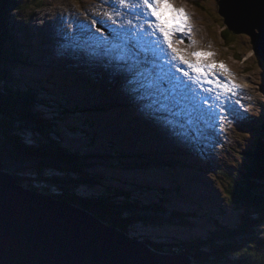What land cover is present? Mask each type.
Listing matches in <instances>:
<instances>
[{
    "label": "rangeland",
    "instance_id": "374dc122",
    "mask_svg": "<svg viewBox=\"0 0 264 264\" xmlns=\"http://www.w3.org/2000/svg\"><path fill=\"white\" fill-rule=\"evenodd\" d=\"M15 1L17 5L23 8V10L20 11L16 10V8H11L9 16L6 19V27L8 26V30L11 35L10 43L16 44V46H18L14 47V49L16 50V66L11 69V74L12 77L15 76L18 79H21L22 77L23 81H25L24 83H26L27 86H33L32 83L35 82L37 79L41 82L43 81L42 79H44L41 76L42 69L37 59H39L45 52L40 53V47H37L33 50L34 52H32V55L29 54L27 49L28 46L31 45V43L29 42L30 40H28L31 32L25 31L28 30V28L42 30L49 27L47 31L41 33L42 38H40L38 41L40 42V45L45 47L47 50H54L58 47L53 41V31L60 29L54 27L57 24L56 21H58L59 16H54L52 15V13H60L62 15L66 14V16H69L70 9L74 10L76 8H79V10H77L73 14V17L78 18L80 16L86 15L95 16L93 19H90V25H92V29L98 34L104 33L102 29L95 25V20L99 21V17H97L96 15L97 13L101 12L102 9H106L101 7H105V4L107 2H113L116 0ZM176 1L179 4L185 6L188 10V13L190 14V17L194 18L191 21L194 25H196V34L198 33L199 35V33H201V37H198V41L201 40V42L197 41V45H199L201 48H204L206 52L213 53V55L207 58L208 64L216 63L217 58H220V60H218V63L220 64L222 61L221 59H223V65L228 69V71L230 73H236V76H238V78L242 80L241 83H243L248 90L256 92V94L260 96L262 103L258 104L260 106L257 107V110L263 113L264 75H262V79L260 78L262 73L257 74L255 73L256 70H248V65H253V60H250V58L257 57L252 49L253 46L251 45L249 35L236 34L230 31V33L233 34V37L236 42H238V49H236L235 44L234 46L232 44H229L231 46H227V43L225 41L224 42L226 44L221 41L220 34L225 29V25L222 23L223 20L221 16H216V10H218L219 8L216 4V1H218L219 4L220 0H191L189 2H185L184 0ZM195 1L197 2L198 6L194 4ZM127 10L128 9L126 7L125 11ZM255 12L256 16L261 18L262 11L256 9ZM43 13H48V20L45 19ZM233 14H235V12ZM29 15L30 18L28 20V26L26 29V26H24L22 23H24V21L28 19ZM217 17L219 19V23H217L215 20V22L213 21V19H216ZM241 18L243 17L241 16ZM241 18L239 17V19ZM79 32L82 33V31ZM64 40L65 33L61 31L59 43L62 44ZM34 42V44H36V41ZM75 42L76 39L70 42L68 41V43L71 45ZM10 43H8V45ZM244 48H246L247 50H245ZM241 49L244 52H241ZM58 50L59 48L56 49L55 52H57ZM234 53L235 58L241 56V53H243V60L241 62L235 61L232 58V54ZM37 54L40 55L38 56ZM75 54L77 53L75 52ZM23 55L28 58L26 60H23ZM48 56L52 60V63L56 65L58 64V61L54 57H52L50 54H48ZM33 58L39 64V68L36 63H33ZM16 59H18L19 61L16 62ZM245 60H249L250 63H243V61ZM254 68L259 70L257 66H255ZM85 69L86 68H83V70ZM72 71L73 70L64 72L63 76L61 77V80L56 79V83L51 86V91L54 97L53 99H55L56 104H60L65 111L68 110L72 114H66L67 122H65V125H61L60 132L63 136L62 143L65 147L72 148L79 152H85L87 155L90 156L98 157L107 154V156H105L104 158H87V163L91 161V164H93L94 168L96 169V172L99 173L97 175H94L98 180L97 184L93 186L96 188L90 190L91 192L86 191L85 189L80 190L81 193L84 195H86L88 192H90L89 194L93 193V196L90 195L92 197L89 198L88 201H93L95 199L99 201V199L97 198L100 197V194H98V187L100 186L99 183L104 180V183H106V180H108L107 177L109 176L117 178L119 180L115 183L116 185L123 186V189H128L129 191H135V194L137 193L135 187L140 186L138 183L139 181H142V185L144 186V188L145 185L151 186L152 190H149V192H147V189L145 188L147 194H142L145 195V199H151V201L160 199L159 197H157L156 194H154L158 192L156 190L165 189L166 191L170 192V194L166 196L167 198H164L166 200L165 204L167 205V208L175 207L177 208L176 210L178 212L187 215V217L189 216V227L190 229L192 227L194 230L185 229L186 227H188L187 223L185 222L181 224H173L171 227L162 228L159 231L154 228L155 235L152 236V234H154L152 233L154 231L153 228L147 229L146 227L137 226L138 224H135L134 235L141 238V240L142 238H148L152 242L156 243H158L159 241L162 242L168 238L171 240L173 239L178 244L185 245V251L186 249H188L186 247V245L188 244L187 241H192L196 236L202 238L207 231L213 232L216 227H220L223 225L234 227L240 224L242 218L241 215L245 214V210L243 212L240 210L238 205L231 203L229 199L226 198V194L224 191V187L228 186L229 181L232 179L229 174H231L232 172L235 174L238 173L242 165L241 163H244V155L240 153L241 151L237 149L236 145L233 146L230 143L228 149L229 153L227 155L228 159L226 158L224 162L228 166L227 171H223V169L215 171L216 166L214 164L210 167L211 171H213H210V173H205L201 169H196V166L210 161L211 157L210 159L202 158V155H200V152L198 150L194 152L193 150L188 149L185 146V143L178 142L175 138L174 152H172L171 154L169 152L160 154L154 151V154L158 157V159H156V161L152 160L151 158L146 159L145 156H150L151 154L148 153L152 151L143 150V148H147L148 146L147 139L144 136L153 132L149 129V127H147L145 131H143L142 125H135L140 115L134 114L133 116L131 110H139L138 107L134 103L129 104L128 100H126L127 105L124 106L127 108L122 109H117L113 105L107 103L105 95L107 94V88L110 84L106 79H91L93 81L92 84H98V87H89L90 89L87 87L89 89L88 91L84 90L81 92L80 85H78V90L77 87L74 86L66 87L64 81L65 77L69 75L71 76ZM75 71L79 73V71ZM262 72L264 73V71ZM230 76L235 79V74ZM210 77H212V75H210ZM236 83L237 85H241L240 82L236 81ZM114 86L115 84L112 87L115 88ZM217 86H215V88H218ZM19 90L21 91V88H19ZM89 92H91L90 96L92 97V102L88 98L82 97L85 96V94L87 93L89 94ZM63 97L67 100H65ZM257 103H259V101ZM80 104H83V106ZM75 106L77 107V109L74 108ZM78 110H81V113ZM113 112L123 114L122 119L126 120L127 125H122L119 121L115 122L113 117L116 116V114ZM79 114H81L80 117ZM125 115H130V118L125 119ZM88 120H91L92 122L91 127L89 125ZM68 125H70V128L73 129H76L78 127V129L83 132H69V130L66 128ZM131 127H136L137 132H134L133 130L128 131V129H130ZM137 127H139V129ZM217 132L218 135L221 137L222 129L220 127L218 128ZM232 133H235L237 135H234V138L232 140L235 142L250 140L253 137L256 138L258 135L256 129L248 131L247 126L245 128H237V126H234ZM166 134L168 135V133ZM114 137H116L118 141H110V139H113ZM157 138H159V136H157ZM90 139H92L93 141ZM89 140L94 143L92 145H87V143H89ZM148 140L152 142L153 138L150 137L148 138ZM111 143H113L114 146H117V144L120 143L119 145L122 146V149L124 151L118 150L119 154L123 153L124 155H126V158H128L124 159L123 165H121L120 160H118L119 158L121 159V157H118L115 154L111 153L109 150H107L109 147H111ZM249 145L245 142L242 147L247 148V146ZM91 146L94 148H92ZM140 157L141 160H138V158ZM107 159H111L113 162L111 160L108 161ZM114 164L117 165V167H115ZM134 164L136 165V167H134ZM191 166H194V168H191ZM232 169L233 171H230ZM32 177L36 178V176ZM101 177H103V179H101ZM171 187H176L180 191V194L175 191L171 192L173 191ZM132 196L134 198L140 197L139 193ZM85 211L97 218L95 215L96 212L93 213L87 210ZM170 228L176 229L175 232H177V234L172 235ZM164 231L167 232L162 234ZM166 234H168V238L166 237ZM128 235H131L129 238H133L132 234ZM164 242L169 243L170 241L167 240ZM254 242L255 241H253V244ZM141 243L146 245L152 251H157L156 249H153L147 243H145V241H141ZM203 253L204 252H202L200 256L203 257ZM205 254L208 255V252H205ZM191 260L192 263L195 264L192 258Z\"/></svg>",
    "mask_w": 264,
    "mask_h": 264
},
{
    "label": "trees",
    "instance_id": "16d2710c",
    "mask_svg": "<svg viewBox=\"0 0 264 264\" xmlns=\"http://www.w3.org/2000/svg\"><path fill=\"white\" fill-rule=\"evenodd\" d=\"M11 8L23 10L15 0H0V171L10 172L15 176L16 182L27 189L40 191L79 209L96 212L97 219L120 229L127 235L132 234L135 240L145 241L159 252L170 253L173 247L185 246L174 242L173 239L171 241L168 236L164 241L169 240V243L164 241L156 243L148 238L141 240L134 235L135 224L147 229L153 228L152 236L155 235L154 228L159 231L173 224L185 222L188 226L185 229L194 230L189 227V216L178 212L175 207L167 208L164 198H167L169 192L166 190H156L158 192L154 194L160 199L154 201L145 199V195L134 198L132 195L145 194L146 189L150 190L151 186L146 185V189L137 186L135 194V191L116 185L119 180L109 176L106 183L105 180L99 183L100 197H97L99 201L95 198L88 201L93 196V193L89 194L90 190L96 188L93 186L98 182L94 175L99 173L91 161L87 163L90 155L63 145L60 128L67 122L66 114L70 112L65 111L53 99L51 85L54 83L43 80L33 86H27L22 78L12 77L11 69L16 66V50L15 44L10 43L11 35L8 26L6 27V19ZM218 17L213 21L219 23ZM220 39L222 42L225 41L227 46L235 44L238 49V42L226 27L221 32ZM241 52L244 51L241 49ZM234 55L235 53L232 54V58L235 61L243 60V53L236 58ZM250 60H253V65H248V70L255 71L254 67L257 66L264 71V62L258 57H252ZM18 61L16 59V62ZM245 62L250 63L249 60L243 61ZM78 111L81 113V110ZM88 121L91 127L92 122ZM66 128L69 132H83L78 127L70 128V125ZM92 141L89 140L87 145H92L94 143ZM110 145L107 150L121 157L118 160L123 165L124 159L128 158L123 153L119 154L117 146L113 143ZM248 145L240 152L244 155V163H241L238 173L229 174L232 179L229 185L224 187L226 198L238 205L241 211L245 210V214L241 215L240 224L234 227L226 225L216 227L213 232L207 231L202 238L196 236L192 241H187L188 249L185 254L190 256L195 264H264V122L257 137L252 138ZM105 156L107 154L96 159ZM138 160H141V157ZM84 189L90 192L84 195L80 191ZM170 230L176 235V229ZM202 252L203 257L200 256ZM205 252H208V255Z\"/></svg>",
    "mask_w": 264,
    "mask_h": 264
},
{
    "label": "snow or ice",
    "instance_id": "6c2138e0",
    "mask_svg": "<svg viewBox=\"0 0 264 264\" xmlns=\"http://www.w3.org/2000/svg\"><path fill=\"white\" fill-rule=\"evenodd\" d=\"M119 4L128 10L117 9L114 3L108 6L113 8L114 13L123 11L124 15L143 19L145 26L141 28L132 19L127 21V26L122 20L116 21L117 26L110 27L106 35H87L77 39L70 47L86 62L119 79L125 95L141 112L182 142L198 144L205 136V127L212 126V121L217 120L218 116L211 104L204 107L209 97L199 95L193 85L178 76L177 72H182L183 77L195 74L194 82L197 85L201 82L209 85L216 82L218 93L215 99L224 111L229 109L220 93L227 95L237 86L230 81L219 83L209 78L216 66L205 67L200 59L213 53L192 52L190 55L196 60L193 63L173 47L171 36L177 32H190L187 28L190 18L183 8L177 9L171 0H119ZM162 10L170 12L171 19L165 20ZM82 27L86 28L87 25ZM150 30H155L157 35L153 37ZM164 45L171 50V60ZM176 60L186 65L191 72L174 65L172 61ZM219 67L224 69L222 63Z\"/></svg>",
    "mask_w": 264,
    "mask_h": 264
},
{
    "label": "water",
    "instance_id": "95a60500",
    "mask_svg": "<svg viewBox=\"0 0 264 264\" xmlns=\"http://www.w3.org/2000/svg\"><path fill=\"white\" fill-rule=\"evenodd\" d=\"M220 1L219 14L228 30L248 31L255 55L264 61L254 34L257 30L264 37V0ZM231 7L243 11L244 18L238 21ZM234 19L240 22L237 27ZM146 248L85 210L27 189L10 172L0 171V264H193L184 246L171 253Z\"/></svg>",
    "mask_w": 264,
    "mask_h": 264
},
{
    "label": "bare ground",
    "instance_id": "6f19581e",
    "mask_svg": "<svg viewBox=\"0 0 264 264\" xmlns=\"http://www.w3.org/2000/svg\"><path fill=\"white\" fill-rule=\"evenodd\" d=\"M184 1L189 2L191 0H184ZM171 3H173L177 9L183 8L187 17L190 18L189 24H187V28L190 29V32H188V31H186L184 33L177 32L175 35L171 36L170 39H171V42L173 44V47H175L177 50H179L180 53L182 55H184L186 59L190 60L193 63H196V60L190 55V53L203 50L199 45L196 44L198 41V37H201V33H199V35H198V33L196 34V30H197L196 25H194L191 21L194 18L190 17V14L188 13V10L186 9V7L179 4L176 0H171ZM115 4H116L117 9L123 8L125 11L126 6L120 5L119 0H117L115 2ZM194 4L198 6L196 1L194 2ZM216 4L219 7L218 1H216ZM140 7L142 8V5ZM77 10H79V8H76L74 10L70 9V11H69L70 15L69 16H66V14L62 15L60 13H56V14L52 13V15H54V16H59L58 21H56L57 24L54 27L58 28L60 30H54L53 31V33H54L53 41H54L55 45L59 48V50L57 52H55V51L58 48H56L54 50H51V49L47 50L45 47L40 45V42L38 41V39L42 38L41 33L47 31V29L49 27H47V28L44 27L45 29H42V30L28 28V30L25 31V32H31L28 40H32L37 35V39L35 38L36 44H34V49H36L37 47H40V51H41L40 53L45 52V53H43V55L50 54V55H52V57H54L58 61V64L56 65L52 62H49L46 59L39 58V61L42 62L46 67H49L51 69H55L61 73H64V72L69 71V70L79 71V73H77L75 76V80L73 81V86L77 87V90H78V85H80L81 92L85 90L86 81L88 79L87 77H89L93 80L94 79H97V80L98 79H101V80L106 79L108 81V83L110 84V85H108L109 87L115 84V86H114L115 88L111 87V90H110L112 92V94L106 95L105 96L106 99L111 98V97H117V96H119V99H123L124 93L120 91L122 86L119 84V82H120L119 79H115V78L111 77L107 72L102 70L100 67H97L95 65H92V64L86 62L78 54H76L72 58L71 54H75L76 51L70 47L71 44H69L68 41H72L75 39L77 40L79 38L86 37L87 35L95 34V32L90 30L88 27L90 24V19H93L95 16H87L86 15V16H80L78 18H74L73 14ZM216 11H217V15L221 16L219 14V8ZM233 11L235 12V14H233L234 13ZM231 12L233 15H235V17L238 21L244 18L242 16L244 14V12L241 11L240 9H238L237 7H235V9L233 7H231ZM236 14L240 15L239 16L240 18H241V16L243 18L239 19V17H237ZM43 15H44L45 19L48 20V18H47L48 13H43ZM162 15H163L165 20H169V19H171L172 14L170 12H167L166 10H162ZM96 16L99 17V21L95 20L96 25H98L99 27L100 26L101 27L106 26L109 28L115 27V26H117L116 21H121V20L123 21L125 26H127V21L129 19L136 21L140 25L141 28H143L145 26V21L143 19L137 20L136 17H129L127 15H124L123 11H118V12L114 13L113 8H111V7H110V9H107V8L102 9V11L97 13ZM250 17H252V16L250 15ZM29 18H30V15L28 16V19L26 21H24V23H22L24 26H26V29L28 26ZM221 18L223 20V24L228 29V27L225 24L222 16H221ZM69 19H70V21H69ZM237 20L234 19V27H237L240 23ZM261 20L262 19H260V21ZM243 22L247 23L248 18H245L243 20ZM261 22L264 23V21H261ZM110 23L113 24V26L110 25ZM82 25H87V27L86 28L82 27ZM61 31L65 33V40L62 44L59 43L60 37H61ZM79 31H82V33H80ZM150 31H151L153 37L155 35H157V33H155V30H150ZM236 34H248L250 37L249 39H250L251 45L253 44L252 38L250 36L251 34L248 31L239 32ZM254 34L257 35L256 39H255V42L257 44V48L264 52V37H263V35L259 31H256V30H254ZM181 40H183V42H181ZM198 42H201V40H199ZM161 43H163L162 37H161ZM14 47H18V46H16V44H15ZM164 48H165V51L168 53L169 60H171V57H172L171 50L167 49L166 45H164ZM253 48L254 47H252V49ZM54 54H55V56H54ZM23 57H24V55H23ZM204 58L206 59L207 56L202 57L200 59V63L203 64L205 67H207L208 63ZM172 63L174 65H178L179 67L181 65H183V64H180V62L178 60L172 61ZM83 68H86V69L83 70ZM182 70L191 72L190 69H187L186 65H184L182 67ZM219 70L224 72V73L228 72L230 75L235 74V79H233V80L240 82V83L242 82V80L239 79L238 76H236L237 75L236 73H230L225 66H224V69H221L219 67ZM256 71L257 72H255V73H257V74L262 73V75H264V73L262 72V69L259 68V70L256 69ZM245 72H246V70H245ZM84 73L86 74L87 77L85 76ZM177 75L181 76L186 82L191 83L193 85L194 89L199 92V95L203 96V92L205 94H208L209 100L205 102L204 107H208L209 104H211L214 108V111L217 113V116H218L217 120L212 121V126H209L210 131H208L207 129L205 130V136H204V138H202L198 142V144L192 145V144L183 142V143H185V146L188 149H191L194 152H196V150H198L200 152V154L202 155V158H204V159L209 158L210 159V157H211L210 161L202 163L199 166H196V169H199V170L201 169L205 173H207V172L210 173V171H211L210 167H211V165L214 164L216 166L215 171L222 170V169H223V171H227L228 166L224 162H225L226 158L228 159L227 155L229 153L228 149H229L230 143L233 146L236 145L237 149H239L241 151L242 149H244L242 147V145H244L245 142L249 143V141L252 139L245 140L242 142H235V141H232L234 138V135L237 136L235 133L231 132L230 134H232V136L225 134L222 137H220L218 135V132H217L218 128L220 127V128H223L227 131L228 128H227L226 124H227V122H230L231 119H233V120L237 121V128H243V127L247 126L248 131L258 129L257 132H259V128L262 125V123L264 122V115H263L264 111L262 113V112H259L257 110L258 109L257 107L260 106L258 104L262 103L260 96H258L256 94V92H253V94H251V95H246V94H241V93H239L237 96L234 95L233 94L234 91H241L242 92V91L247 89L243 83H241V85L238 84L236 89H234L233 92L228 93L227 95H225L224 93H220L221 98L225 99L227 101V107L229 109V111H224L223 108L221 107L220 103L215 99V97L218 93V88H215V86H217L216 82L212 83L211 85L201 82V84L197 85L194 82L195 74H192L189 77H183L182 72H177ZM209 78L212 79L213 81H218L219 83H228L225 79H221L219 77H213L212 78L209 76ZM209 88L211 89V91H205V89H209ZM82 97L88 98L92 102V97L90 96V94L87 93V94H85V96H82ZM258 101H259V103H257ZM238 106H241V107L238 108ZM113 113H115V112H113ZM134 114L136 115L135 111H133V116H134ZM113 119L115 122L118 121L117 118H113ZM135 125H142L143 126L142 130H146L147 127H149V129L153 133H155L159 127V131L168 133L173 138H175L178 142H182L180 139L173 136L165 127H163L158 122H155L154 120L149 118L147 115H144V117H139L138 120L136 121ZM137 128L139 129V127H137ZM144 134H146V133H144ZM144 137L147 139V142H148L147 145L148 146H147V148L146 147L143 148V150L149 151L148 150L149 147L153 146V144L148 140V138H150L151 136L146 135ZM110 141L116 142V141H118V139H116V137H114L113 139H110ZM119 144H117V148H116L117 151L122 150V146H120ZM168 147L170 148V150L172 152H174L173 147H171V146H168ZM148 154H151V155L145 156L146 159L151 158L152 160H155V161H156V159H158V157L154 154L153 150H152V152H150ZM210 154H213V155H210ZM90 157H92V156H90ZM199 158H201V157H199ZM92 159H96V156ZM230 159H232V158H230ZM134 167H136L135 164H134ZM191 168H194V167H191ZM230 171H232V170H230ZM211 172H213V171H211ZM138 183L140 186L144 187L142 185V181H139ZM171 189L173 190L171 192L175 191L178 194H180V191L176 187H171ZM150 190H152V189L150 188ZM38 192H40V191H38ZM147 192H149V190ZM169 194H170V192H169ZM141 195H139V196L141 197ZM50 197L53 198L52 196H50ZM53 199H56V198H53ZM71 206H73V205H71ZM75 208H77V207H75ZM124 234H126V233L124 232ZM176 234H177V232H176ZM126 236L130 237L131 235L126 234ZM146 249L149 250L150 248L147 247Z\"/></svg>",
    "mask_w": 264,
    "mask_h": 264
}]
</instances>
